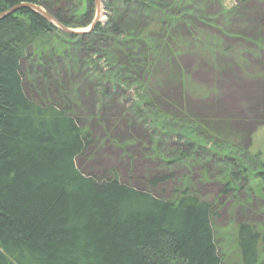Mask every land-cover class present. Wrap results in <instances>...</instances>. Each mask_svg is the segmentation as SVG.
I'll return each instance as SVG.
<instances>
[{
    "label": "rangeland",
    "instance_id": "1",
    "mask_svg": "<svg viewBox=\"0 0 264 264\" xmlns=\"http://www.w3.org/2000/svg\"><path fill=\"white\" fill-rule=\"evenodd\" d=\"M45 1L49 7L56 5L51 10L59 12L63 22L55 21L63 29L86 32L75 36L90 33L96 25L114 26L121 33L113 36L119 43L114 45L118 49L114 57L103 50L95 58L96 68L105 72L97 68L94 77L101 79L104 74L108 79L117 63V75L122 78L108 79L116 87L107 98L100 95L102 82L81 71L83 55L75 47L59 44L68 40L64 35H71L53 24L55 30L37 42L29 58L20 63L26 95L37 102L67 106L90 135L91 144L75 159L76 168L96 178L115 170L122 183L159 199L187 191L208 201L215 209L212 228L223 256L221 264H238L237 226H264V186L260 182L264 179V42H260L264 2L133 0L128 8L113 3L108 12L105 2L98 0L96 6L92 0L84 19L88 0ZM221 5L248 11L255 26L247 24L248 31L238 28L243 31L240 36L228 33V18L219 13ZM39 8L51 17L46 7ZM193 17L199 22L193 24L189 20ZM166 28L171 33L164 34ZM124 35L142 41L122 45L127 41ZM153 38L159 40L155 45L149 40ZM142 54L147 56L144 66H152L157 58L151 83L148 77L146 84L142 82L137 68L130 72L125 68L129 57L139 60ZM39 59L47 64H40ZM164 132L191 139L205 155L164 167L162 162L169 161L182 143L172 137L159 146ZM234 164L238 170L232 169ZM229 173L237 179L232 175L253 179L245 189L257 185L255 193L248 196L246 190L238 189L232 195L223 194ZM155 177L168 179L150 188L148 180ZM237 184L232 187L243 186V182Z\"/></svg>",
    "mask_w": 264,
    "mask_h": 264
},
{
    "label": "trees",
    "instance_id": "2",
    "mask_svg": "<svg viewBox=\"0 0 264 264\" xmlns=\"http://www.w3.org/2000/svg\"><path fill=\"white\" fill-rule=\"evenodd\" d=\"M101 1L106 11L116 2L125 8L135 3ZM236 1L245 4L248 0ZM21 4L46 7L54 20L63 22L59 12L51 10L56 5L49 7L45 0H0V14ZM90 6L92 0L86 2L84 19ZM247 12L237 7L223 9L221 5L219 13L228 18V33L240 36L243 31L238 28L248 31L247 24L255 26ZM189 20L199 22L196 17ZM122 26L125 28V23ZM53 30L49 22L29 9H20L0 20V264H221L223 256L214 242L212 228L215 209L208 201L187 191L159 199L122 183L115 170L96 178L76 168L75 159L90 146V135L67 106L31 100L20 73V63L29 58L30 49ZM118 30L96 25L88 34L64 35L68 40L59 42L75 47L83 55L81 71L89 79L102 82L100 95L104 98L115 90L108 79H119L118 65L113 63L115 69L109 71L112 74L108 79L104 74L99 79L94 77L97 68L105 70L98 65L96 68L95 58L103 50L114 57L118 51L114 45L119 43L113 36L121 34ZM169 30L164 29V34ZM124 36L127 41L122 45L142 41ZM157 39L149 40L155 45ZM143 42L152 47L146 40ZM139 56V60L129 57L125 68L129 72L137 68L143 75L142 82L148 77L151 83L158 68L157 58L152 66H144L147 56ZM39 63L47 64L42 59ZM103 80L110 84H103ZM172 137L182 143L169 161L162 162L164 167L205 155L195 142L181 134L164 132L159 146L165 138ZM236 165L233 170H238ZM232 176L239 179L229 173L223 194L246 190V185L254 182L246 174ZM167 179L155 177L147 184L155 189ZM240 182L243 186L232 187ZM260 182L264 186L263 178ZM256 187H248L245 192L250 196ZM234 239L238 264H264V226L241 224L234 231Z\"/></svg>",
    "mask_w": 264,
    "mask_h": 264
},
{
    "label": "water",
    "instance_id": "3",
    "mask_svg": "<svg viewBox=\"0 0 264 264\" xmlns=\"http://www.w3.org/2000/svg\"><path fill=\"white\" fill-rule=\"evenodd\" d=\"M94 1H95L96 6H98V0H94ZM20 9H29V10L39 14L47 22H49L51 25L53 24L54 26H57L59 29H61L63 32H65V33H67L69 35H76V34L86 33V32L76 33V32H72V31H68V30L63 29L52 17L46 15L39 7H36L34 5H31V4H21V5H18L16 7H13V8H10V9L6 10L2 14H0V20L5 18V17H7V16H9V15H12L13 13H15L16 11H18ZM97 11H98V9H96V17H95V19L97 18ZM94 24H95L94 22L91 24L89 31L93 28Z\"/></svg>",
    "mask_w": 264,
    "mask_h": 264
}]
</instances>
